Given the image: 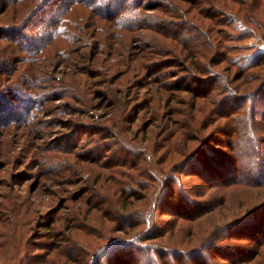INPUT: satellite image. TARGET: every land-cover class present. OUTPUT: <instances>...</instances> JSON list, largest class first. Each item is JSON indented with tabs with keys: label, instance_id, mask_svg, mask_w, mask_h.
I'll return each instance as SVG.
<instances>
[{
	"label": "rangeland",
	"instance_id": "374dc122",
	"mask_svg": "<svg viewBox=\"0 0 264 264\" xmlns=\"http://www.w3.org/2000/svg\"><path fill=\"white\" fill-rule=\"evenodd\" d=\"M40 1L35 0L34 5L30 6L24 4L25 15L20 14L16 19L7 10L0 16V24L11 22V19L22 22L26 17L40 24V18L46 19L51 10L43 3L45 0ZM163 1L143 0L145 6L139 11L142 22L133 28L122 29L121 41L116 37L119 31L108 20L89 10H78L73 18L77 25L72 31L81 41L76 44L79 53H69V59L49 46L41 57L34 58V63L22 65L13 62V59L20 60L22 56L16 46L7 40L0 42V59H3V63L9 59L8 64L5 63L0 70V87L22 88L28 86L25 81L31 78L35 85H41V88L31 86V90L44 96L41 110L26 123H20L22 119L4 123L3 118L10 119L14 114H0V264L118 263L119 259L125 258L119 249L103 251L97 260L93 255L110 239H132L138 232L143 244L190 250L205 240L204 237L211 230H223L222 235L227 232L233 234L232 238L220 242L223 251L231 253L233 250L227 247L235 245L239 250L254 249L255 241L239 238L238 235L244 234L238 231L241 227L235 230L227 229L225 225L234 217L246 216L251 206L262 199L264 189L243 185L242 190L232 187L224 193L215 185L221 179L215 178L206 164L196 169L199 175L184 177V174H179L184 168L172 172L178 183L171 177L173 186L182 189L181 193L186 197L178 200V203H211V212L206 210L202 219L179 220L177 216L168 214L167 211L174 212L179 208L173 207L175 196L179 195L177 192L174 198L168 197L166 202L162 199L161 206L156 207L157 212H151L152 208L148 210V202L138 203L136 200L144 197L145 192L138 185H132L131 181L148 180L146 173L138 175L139 170L150 166L158 178L165 174L157 171L164 167L161 164L163 161L161 165L156 164L169 138L168 131H163L165 124L188 121L189 118L191 96L176 90L166 91L159 87L160 84L175 87L182 83L199 91L208 87L206 83L202 86L186 81L185 73L181 72L174 57L164 51L171 42L166 39L163 30H175L164 28V21L175 19L153 8ZM29 12L30 15H27ZM77 16L83 21H78ZM94 20L100 23V33H95L90 26ZM189 33L195 35L193 30ZM98 41L104 45L101 50L102 45L99 48L95 45ZM254 42L256 39L250 37L243 43L250 45ZM263 46L260 47L263 49ZM254 51H243L241 54L250 57ZM139 52L144 53L141 64L131 57ZM187 66L194 71L193 67ZM42 77H45L43 84L40 82ZM157 77L162 81L156 82ZM218 82L220 80L216 85ZM61 85L63 88L69 85L80 93L72 91L68 96L61 94L60 98L57 95L61 93ZM217 90H213L219 95L216 100L223 96ZM81 93L85 95L84 98ZM169 96L175 97L173 109L183 114L174 115L170 120L165 106V98ZM12 105L16 107L15 102ZM3 106L6 110L8 102ZM205 115H208L207 112L197 117L205 119ZM207 117L214 121L216 115ZM239 120L234 122L237 124ZM172 124L171 128L174 127ZM217 125H220L219 129L213 128L208 134L214 137L212 141L216 139L215 143L222 147L220 150L223 152L218 153L217 157L219 161L229 163L226 154L234 150L241 152L248 146L251 149L250 144L238 141L244 136L239 131L235 137H241L235 142L219 134L222 127H227L226 130L230 132L231 124L226 119L218 120ZM255 128L260 129L257 133L264 139V123L257 124ZM187 136L184 138L188 139ZM200 142L196 140L191 145L195 149ZM229 142L234 148L227 146ZM180 143L177 142L178 147H174L179 149L182 146H179ZM260 147L262 155L264 146ZM245 153L246 156L239 153L236 159L239 165L247 161L249 153ZM262 162L264 167V159ZM147 170L150 171L149 168ZM200 175L215 181L210 180L207 184ZM123 183L130 187L126 189V195L135 193L137 197L119 198L116 189ZM222 200H225L226 206H221ZM138 209L143 215L151 214L152 224L134 227L131 217L130 226L125 225L123 231L118 230L122 227L115 218L125 217L126 212ZM249 219L243 231L263 228L264 209ZM148 229L153 231L154 238L146 236ZM259 238L257 233L254 239ZM131 252L137 259L136 264H145V252L135 249ZM112 253L118 258L113 263L109 259Z\"/></svg>",
	"mask_w": 264,
	"mask_h": 264
},
{
	"label": "trees",
	"instance_id": "16d2710c",
	"mask_svg": "<svg viewBox=\"0 0 264 264\" xmlns=\"http://www.w3.org/2000/svg\"><path fill=\"white\" fill-rule=\"evenodd\" d=\"M34 1L0 0V16L9 10L8 13L11 17L16 19L20 14L21 16L25 15L26 9L23 8V5L28 4L30 6ZM43 3L51 10L46 19L40 18V24L33 21L32 18L30 19V17H26L22 22L17 20L15 22L11 19V22L0 24V42L3 40L12 42L22 54L19 57L20 60L15 58L13 62L22 65L34 63V58L41 57V54L49 46L59 50V55L68 59L69 53H79L76 44L81 41L74 36L72 31V28L77 25L76 22H73V18L78 10L80 12L89 10L102 19L108 20L107 22H110L116 28L115 30L119 31L116 33V37L121 41L123 33H120V31L122 29L133 28L142 22L139 11L145 6L143 0H45ZM153 8L177 20L164 21V28L168 30L175 29L168 32L165 29L163 30L166 33L164 36L167 35L166 39L171 42L168 44L169 48L164 51L174 57L173 60L178 63L181 72L185 73L184 79L186 81L202 86L206 83L208 87L199 91L184 86L182 83L173 86L175 89L169 84H160L159 87L166 91L176 90L191 96L189 118H187L188 121H173L174 125L172 122L169 125L165 124L163 131H168L169 138L166 139L165 150L159 155L156 162V164H160L163 161L161 164L164 167L157 171L161 175L165 174L158 178L149 166L138 172V175L146 173L145 176L147 175L148 180H144V178L142 181L134 180L131 181V184L138 185L145 192V198L141 196L136 200L138 203L148 202V210L152 208L151 212H157V206H161V200L163 199L166 202L168 197L172 198L177 192L179 195L175 196L173 207L179 208L174 212L167 211L168 214L177 216L179 220L195 218L198 221L203 218L206 210L211 208V203L209 201V203L206 201L204 203L194 201H187L186 203L181 201L178 203V200L186 197L181 193L182 189L173 186L174 183L171 180L172 177L173 181L178 183L172 174L177 169L184 168L179 171V174H184V177L191 174L199 175L196 169H201L206 164L213 171V176L221 179L215 185L217 188H221L224 193H227V190L232 187L241 188L243 185L264 189V167L262 162L264 152L261 155L260 151V146H264V139L259 137L257 133L260 129L255 128L257 124L264 123V48L260 47L264 45V0H164ZM27 15H30V12ZM78 18V21H83L80 16ZM90 26L95 33L101 32L98 20H94V23H91ZM191 30L195 32V35H189ZM250 37H254L256 42L250 45L243 43ZM95 45L99 48L102 44L98 41ZM103 46L99 50L104 48ZM67 50H70V52L66 53ZM248 50L256 51L250 57L241 54V52ZM131 57L137 60L138 64H141L140 61L144 58V53H135ZM4 62L8 64L9 59ZM5 63H3V59H0V70ZM187 65L193 67L194 71ZM203 76L206 79H203ZM44 78L40 79L41 83ZM217 80H220L218 85H216ZM155 81L160 82L162 80L157 77ZM25 82L28 86L22 88L18 86L0 87V114L8 115L10 112L14 114L10 119L9 117L3 118L2 122L7 123L11 120L22 119L20 123H26L41 110L44 96L30 88L31 86L41 88V85H35L31 78L26 79ZM65 85L64 83L63 86ZM63 86L59 87L61 93L57 96H60V98L61 94L68 96V93L72 91L80 93L78 89L74 88L72 90L68 87L69 85L66 86L67 88L64 87L65 89ZM214 89H218L217 92L223 94L218 100H216V97L219 95L216 94V91H213ZM16 92H19V94ZM81 95L82 97L85 96L83 93ZM82 97L79 101L82 100ZM166 98L165 106L168 108L166 115H168L169 120L174 115H183L176 108L173 109L172 103L175 97L169 96ZM3 102H8L6 110ZM12 102H15L16 107H13ZM12 108L13 110L10 111ZM203 112H207L208 115H205V119L202 117L198 119V114H203ZM210 115H216L214 121L208 120L207 116ZM238 118L240 120L236 124L234 121ZM221 119H226L231 127L230 132L226 130L227 127L220 128L219 134L228 136L231 141L234 140L233 142H235V139L238 140L241 137L239 135L235 137L237 131H239L240 135L244 136H242L241 141H238L251 146V149L249 146L244 147L241 152H235L234 150V154L225 153L229 163L218 160V153L223 152L220 150L222 147L215 143L216 139L212 141L211 138L214 137L208 134L213 128L219 129L220 125H217V122ZM171 124L174 126L173 128H171ZM184 136H187L188 139H185ZM196 140L201 142L199 147L194 149L191 143L193 144ZM179 141L181 142L179 146H182L177 149L174 146L178 147L177 142ZM257 144H260V146ZM227 146L234 148L231 142ZM246 151H248L249 157L244 164L239 165L236 159L239 153H241V156H246ZM148 168L150 171L147 170ZM168 172L170 173L168 174ZM201 177L207 184L210 180H214ZM126 189H130V187H127L124 183L116 189L119 198L123 200L129 197H137L138 194L135 193L126 195ZM221 202V206H226L225 200ZM251 207L246 216L234 217L225 227L227 229L234 228L235 230L241 227L238 231L244 232V234L238 235L239 238L246 241H255L254 249L242 250L240 248L239 250L235 245L227 247L235 253L223 251L220 242L233 236L231 232L222 235L223 230L220 231L221 233L216 230L208 231L209 234L204 237L205 240L190 250L186 248L157 247L156 244H143L141 243L143 239L141 240L142 237L140 238L138 232L134 234L132 239H110L104 244V247L93 255V258L95 260L99 259L100 253L103 251L113 252V250L119 249L121 254L125 255V258L119 259L118 263H113L118 258L112 253L113 255H110L109 258L110 262L113 264H136L137 259L135 260L131 252L135 249L136 251L145 252L147 258L145 264H218V262H224L225 264H264V227L257 231H243L245 223L250 222L249 218L264 209V193L262 199ZM124 208L126 207L124 206ZM141 212L139 209L132 210L126 212L125 217L121 215L122 217L115 218L122 227L118 230L123 231L125 225L130 226L131 220L129 218L131 217L133 218L134 227L139 224L142 226L151 225V214L147 215L146 213L143 215ZM209 212L211 211L209 210ZM173 223L175 224V221ZM257 233L260 238L254 239ZM153 234V231L148 229L146 236L154 238ZM156 236L159 237L160 235L156 234ZM132 246H135L134 249H132Z\"/></svg>",
	"mask_w": 264,
	"mask_h": 264
}]
</instances>
